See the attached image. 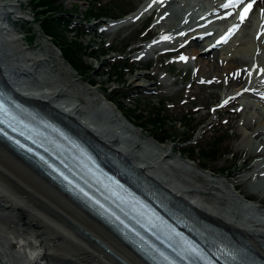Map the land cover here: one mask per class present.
Returning <instances> with one entry per match:
<instances>
[{
  "label": "rangeland",
  "instance_id": "1",
  "mask_svg": "<svg viewBox=\"0 0 264 264\" xmlns=\"http://www.w3.org/2000/svg\"><path fill=\"white\" fill-rule=\"evenodd\" d=\"M53 1V10L42 11L43 6L37 7L32 0H16L15 2L20 4L19 10L7 13L6 25L15 28L13 36L18 35L19 39L14 40L12 36L0 32V66H3L2 73L5 77L11 80L19 78L22 69L25 74L22 77L33 82L42 80L48 82V86L61 89V98L56 101H60L61 105L73 100L79 103L78 113H74L76 119L81 120L82 116L83 121L91 122L90 125L97 121L93 126L97 129L95 131L98 132L102 127L101 132L106 136L110 134L109 137L112 136L116 146H120L124 152L137 159L148 161L151 168L159 174H164L170 183L182 185L189 190H201V195L193 196V190L189 195L208 207L212 205L211 202L219 204L218 209L225 213V216L229 214L232 218L240 219L242 224L254 233L256 239L264 244V176L254 174V169L259 165L264 167V137L257 138L254 134L264 121V103L252 96L240 95L239 99L234 98L235 102L210 110V105L216 104L222 96L224 81H221L220 77H213L212 79H217L213 80L217 84L208 83L202 72L205 69L212 71L214 66L199 57L200 64L205 67L203 71H199L193 59L183 55L188 46L163 54L161 50L165 45L160 48L151 47L137 54L129 53L132 50L131 45H139L142 29L152 26L160 14L165 26H168V23H180L181 19L195 20L201 15V4H196L195 0H156L157 8L150 9L152 19L147 20L150 22L148 26L147 21L141 25L144 15L141 14L132 23L117 29V25H99L104 20L91 18L85 23L83 19L93 4L101 9L93 8L92 12L107 11L109 15L117 16L141 7L142 0ZM59 13L64 14L60 16L61 27H57L59 36L57 37L55 31L57 39L54 40L47 37V31L37 16L56 18ZM71 20L74 21L71 23ZM250 21L251 18L247 20V25ZM248 26L243 28V31ZM103 28L106 29L102 30ZM170 30L171 34L165 41L175 46V41L171 38L176 31L172 28ZM157 35L159 33L146 32V36L142 37L149 38L150 41ZM65 39L71 43L75 41L78 45L80 69L76 70L68 64L74 74L60 73L62 71L53 59L35 61L28 58L43 52L45 44L50 43L49 45L58 50L66 61L64 53L57 45ZM243 39L244 43L246 34ZM89 43L93 45L89 46ZM243 43L240 45L230 42L219 46L222 47L220 51L239 50L243 48ZM103 51L108 54H102ZM217 56V53L213 54L214 58ZM125 57L127 59L123 62ZM213 62L216 64V61ZM15 67L20 68L16 71L19 76L13 72ZM144 81L147 85H143ZM157 111H161L159 116L163 123V131L157 136L164 138L167 134L176 135L174 141L159 142L149 134L154 129L147 124L148 115ZM137 120L143 122L145 128L134 124ZM188 136H191L188 143L181 142L182 138ZM258 145L260 148H257ZM132 146L134 147L131 148ZM213 147L215 156H204L203 152ZM2 148L5 149L1 146L0 149ZM32 176L33 184L40 187L36 176ZM2 177L0 175V182L3 181L0 188L17 195V187ZM209 178L213 181L207 186L205 183ZM44 181L47 182L46 179ZM237 183H240V186L236 185ZM23 196L22 198L29 200V203L31 201L39 212L42 211L41 213L50 217L58 216L50 207L40 203L41 207L39 202ZM198 197L200 198L197 199ZM50 217L46 218L52 221L55 219ZM82 236L84 238V235Z\"/></svg>",
  "mask_w": 264,
  "mask_h": 264
},
{
  "label": "bare ground",
  "instance_id": "2",
  "mask_svg": "<svg viewBox=\"0 0 264 264\" xmlns=\"http://www.w3.org/2000/svg\"><path fill=\"white\" fill-rule=\"evenodd\" d=\"M15 1L16 0H0V32L12 36L14 40H18V35L13 36L15 28L13 26L8 27V24L6 25V22H8L7 13H14V11L19 10L20 4ZM234 1L236 0H206L203 13L206 16H213L211 20L214 19L215 21L207 25L205 24V26L202 27L204 30L198 31L197 29H193L199 27V25L194 27V23L179 24V26L176 27L185 30L182 40L192 45L190 56L194 57L195 65L199 68V71L205 69L202 63L200 64L198 60L199 57L206 60L202 57V54L209 53V51L213 50L215 45L220 44L217 40L212 47L206 48L207 44L214 40V25L222 24V30L217 34L218 39L225 30H230L234 26L237 27L244 22V19L233 16V11L235 10L232 6L228 8L226 14L227 21L224 17L218 16L220 8L228 6V4ZM260 1L264 3V0ZM255 5L253 9H255ZM263 13L259 15V20L262 18ZM137 14L138 12L136 11L132 12L125 19H131ZM228 18H231L234 22L233 25L228 26ZM202 20H200V22ZM177 24L178 23H173L172 26H169V24L165 26L163 24V28L151 29L150 31H158L159 36H166L170 33L169 29ZM248 25H245V27L248 26V28L244 31V34L247 35V39L243 43V48L230 54L226 51L227 53L225 52L219 59V62L216 61V64L211 60L212 57L210 56L207 61L211 66H214V69L212 71L205 69L204 71L207 73H204V71L202 72L205 78L212 79L213 77H221L224 79L226 76L224 79V88L221 92L223 98L227 95L232 94L235 96L236 94L245 92L248 87H252L254 94L257 91L264 92V90H259V88L264 89L262 80L254 77L256 71H258L260 67L263 68L264 71V26L260 22L254 25L250 23ZM49 44H45L46 47L43 52L37 53L34 56H28V58L35 61L53 59V61L55 60L58 64V68L62 71H59L60 73H69V75L74 74V70L62 59L59 51L52 48ZM2 68L0 66V80L11 89H14L12 85L18 87V97L31 102L46 113L59 118L82 138L87 140L100 153H108L116 158L121 157L126 165L136 171L141 178L161 188L172 201L181 205L196 219L206 223L236 242L243 244L248 250L264 259V246L256 239L254 233L250 232L251 230L247 229V226L245 227L242 224L240 219H237V217L232 218L228 216L229 214L225 216V213H222L218 209L219 204L216 205L211 202L212 205H210V208L205 204L203 205V202L193 199L192 196L189 195L193 189L189 190L182 187V185L170 183L164 174H159L154 168H151L148 161L137 159L129 155V153L118 149L112 136L109 137L110 134L106 136L104 132H101L102 127L99 128L98 132L94 131L97 130L93 128L95 125L94 123L97 121L93 122V125H90L91 122L83 121L80 115L81 122L71 114H65V112L59 108L60 106L68 107L70 112L76 113L79 110L77 106L79 103H75L74 100L73 102H68L66 99L65 101L68 103L55 107L50 103V100H58V98H61L59 97L61 95V89H57V87L53 88L51 85L46 87V89L22 86L21 84L28 83L25 80H20L23 79L24 77L22 76L25 75L22 69L20 72V79L15 78L11 80L5 77V74L2 73V71L4 72ZM19 69L15 67L14 71L13 69L12 71L18 75L19 72L16 71ZM212 82L213 84H217L215 81ZM143 83H145V81ZM143 85H147V83ZM15 92H17V90H15ZM230 101L233 102L234 100L232 99ZM87 117L88 116H86V118ZM254 134H256L257 138L264 137V121L259 125ZM251 142H253V140ZM1 146L5 147L7 150H3V148L0 149V175L15 185L19 193L15 195L9 190H5L2 187L0 188V264H149L142 259L129 244L122 241L113 233L109 226L102 223L98 217L78 204L67 192L61 190L46 175L33 167L28 160L23 158L17 151H14V149L2 139H0V147ZM133 147L134 146L131 148ZM257 148H260L259 145ZM251 154L253 156L256 155V153ZM32 174L36 176V179L41 184L40 187L33 184ZM45 179L47 182L44 181ZM206 181L205 184L208 186V183L213 180L209 178L206 179ZM2 182H0V184ZM5 182L6 181H4V183ZM236 185L240 186V183ZM12 191H14V189ZM241 191H244V189H241ZM193 192L192 195H201L203 193L199 189L193 190ZM23 195L27 196L28 199L39 202V204L41 203L50 207V209L56 213L55 215L58 216H52L55 217L53 221L47 219L46 217H50V215L43 214L41 213L42 211L39 212V210L34 208L35 206L33 207L31 201L29 203V200L27 201L25 198H22ZM199 198L200 197L197 199ZM36 204L39 205L38 203ZM251 224L253 223L251 222ZM257 226L258 225H256V227ZM82 235H84V238H82ZM88 236L102 243L104 247L101 245L99 246L93 239L91 240L89 238L90 240H88ZM105 247H107L112 254L107 252L104 249Z\"/></svg>",
  "mask_w": 264,
  "mask_h": 264
},
{
  "label": "trees",
  "instance_id": "3",
  "mask_svg": "<svg viewBox=\"0 0 264 264\" xmlns=\"http://www.w3.org/2000/svg\"><path fill=\"white\" fill-rule=\"evenodd\" d=\"M34 2L35 5H37V7H41L43 10L42 11H48L53 10V5H54V1L53 0H32ZM41 20V24H43V27L45 28V30L47 31V33L54 39L56 40V34L55 31L57 33V37L59 36L57 27L60 26V18L59 17H52V16H41L40 18ZM54 20V21H53ZM60 46V49L62 50V52L64 53L65 58L77 69H80V62H79V55L77 54V50H78V45L75 44V41L73 43H71L70 41H67L66 39L61 41L60 44H58ZM161 113V111H157L155 112L153 115L151 113H149L148 115V120L147 123L150 124L154 131H151L150 133H152L158 140L160 141H164L165 139H171L174 140L175 137L173 135H166L164 138H159L157 137V134L160 131H163L162 125L163 123L161 122V117L159 116ZM160 117V118H159ZM137 125H140L141 127L144 128V124L142 123H136ZM157 132V134H156ZM188 139H191L190 137H185L183 139V141H186ZM204 156H209V155H213L215 156V149L214 147L209 149L207 152H203Z\"/></svg>",
  "mask_w": 264,
  "mask_h": 264
}]
</instances>
